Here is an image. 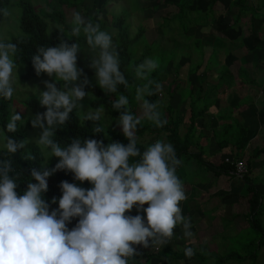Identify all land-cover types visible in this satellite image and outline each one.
<instances>
[{"label":"clouds","instance_id":"9594fccd","mask_svg":"<svg viewBox=\"0 0 264 264\" xmlns=\"http://www.w3.org/2000/svg\"><path fill=\"white\" fill-rule=\"evenodd\" d=\"M11 15L8 8H0L3 18ZM70 23L71 37L83 33L87 50L76 40L69 43L71 38L63 28L54 25L61 33L60 42L56 46L38 45L30 58L37 76L46 74L53 78L43 81L44 90L24 84L28 95L36 96L46 109L30 117L31 126L41 129L40 134L31 141L7 135L16 133L24 124L20 122L29 119L14 108L0 137L3 149L9 154V158L0 159V264H129L130 259L139 255L137 246L158 249L172 240L177 226L182 227L184 237L193 236L190 218L183 215L180 207L187 197L176 172L181 161L174 146L157 139L143 151L137 147L136 131L143 119L156 127L167 124L159 110V101L144 98L162 89L150 78V73L159 67L158 61L146 57L135 66V81H146L136 86L141 115H135L129 108L128 97L119 91L120 86L127 89L129 82L120 67L114 31L101 29L98 22L76 10L71 12ZM52 28L49 25L48 33ZM65 35L68 40L63 38ZM24 42L21 34L15 41L0 37V98L5 100L13 99L20 82L18 69L22 57L18 53ZM81 51L90 56L88 67L94 71L97 85L105 95L114 94L111 107L119 112L116 123L127 144H105L95 138L80 137L62 143L54 138L73 112L78 119L82 115L83 124L89 120L95 122L93 132H103L100 121L105 120V108L89 104L87 111L83 110L84 98L93 100L94 95L85 91L90 81L78 66ZM30 142L40 150L42 170H30L26 190L19 195L16 189L23 173L13 166L10 157ZM50 157L58 158V162L49 169L45 165ZM133 157L139 159L133 161ZM25 158L36 157L28 151ZM58 170L71 172L75 180L87 181L92 187L62 181L58 208L50 210L44 194L48 191V178ZM52 203H57V199L53 198ZM134 207L146 216L129 214ZM76 217L78 222L69 229L68 224ZM184 251L189 259L194 255L192 247Z\"/></svg>","mask_w":264,"mask_h":264},{"label":"trees","instance_id":"16d2710c","mask_svg":"<svg viewBox=\"0 0 264 264\" xmlns=\"http://www.w3.org/2000/svg\"><path fill=\"white\" fill-rule=\"evenodd\" d=\"M9 1L10 0H0V8H5ZM84 1L85 0H56L58 4L48 1L46 7H42L41 10L36 11L30 0H16L15 5L20 10L19 27L21 35L24 36L26 41L21 44V50L18 53V56L22 57V63L27 66V70L21 75L20 80L21 82H26L32 77H37L30 58L38 45L56 46L60 42L61 33L55 28V26L52 28L51 32L48 33L47 29L49 28V21L54 23V25H59L63 28L64 33L71 38V40H68L66 35L63 37L68 40L69 43L75 42L76 40L82 49L87 48L86 38L83 33H81L79 37H71L72 27L68 24L65 12L62 9L63 5H67L70 8L79 6L86 12L87 18L91 19L94 23L98 22L100 24L101 29L114 31L115 34L113 36V40L117 44L120 52V67L129 82V87L127 89L120 86L119 91L123 92V94L128 97L130 110L135 115H141L137 111V105L139 102L136 99V86L140 83H146V81H135L133 76L135 66L139 65L146 57L156 59L159 63V67L150 73V78L157 83H160V75L166 65L163 64L162 59H157L154 56V50L152 51L151 47L147 46V42H145L146 45H144L143 48L139 44L142 38L146 36L148 28L151 26V22L144 18L143 25L140 24L134 35H130L128 23V18L130 17L129 11L125 10L117 14H112L110 22H108V20L104 19L102 15L105 11L107 0H102L99 5V0H92V4L89 8L84 5ZM163 6L166 8L167 6H173L175 8V12H171L169 16L165 15L161 23H159L160 27L162 28L165 23H168L174 18L177 20V26H179L186 38H193V34L190 33L191 35H188V32L193 26L189 25L192 19L198 16H202V18H204L202 22L203 25L198 27L199 35L194 37L192 41L193 48L197 51L201 50L203 46L200 34H205L210 30V26L216 18L214 13L217 8L226 9V12L222 16V21L227 16V13H231L233 17L231 18L228 27L218 24V31L226 34L234 32L241 23L240 21L245 17H248L250 18V31L247 35L251 36V32L253 30L251 26V18L253 19L259 15L258 10L250 5L248 0H163L161 4L158 5L153 3L148 8L155 11ZM145 8H147L146 5ZM93 9L95 11L91 12ZM2 20L3 17L0 16V23ZM172 28L173 25L171 26L169 32H171ZM215 39H219V41L221 40L219 44H217V42L214 43L215 45H224L223 43L226 41L222 37H215ZM11 40H17V36L11 37ZM258 42L264 45V39L261 38ZM241 45L246 46L248 51H250L247 44L241 43ZM140 47L141 50L139 52ZM212 47L213 49L211 50V53L217 56L219 48H216L215 46ZM175 51H172L174 53L173 57L175 56ZM165 52L168 51L165 50ZM89 60L90 58L88 57L78 56V66L83 69L88 78L95 76L94 71L88 67ZM17 62L19 63L20 61L18 60ZM200 64L197 63L194 66V70L199 69ZM215 64H218V61H216ZM208 65V63L205 65V71ZM220 67L221 71L218 74L216 85L212 87L211 91L219 90V92H223L226 88L227 82L232 78V73L226 65L221 64ZM205 71H203L199 77L200 83L198 84L197 90H195L194 87H190V83L186 87L180 88V92L178 94L179 101L182 102L185 100L186 103V107L183 110H177L178 106L176 109L170 102L174 90L179 88V83L172 80L168 84L167 95L169 100H167L165 106H162L159 102V110L162 113V118L167 119V124L164 127H156L151 121L143 119L141 124L138 125L136 131V135L138 137L137 147L142 151L147 147L146 144H142L139 141V138L144 134H149L154 137L164 135L166 141L174 146L176 156L181 161L180 165L176 169V172L183 182L185 190H188V187H190L191 184L187 180H184L181 171H184L183 167H191L192 163L195 164L197 172H202V174L204 173L205 175L206 173H211L216 176L227 175L230 178L236 176L232 173L234 170L232 163L222 160L218 164H214L204 158V154L206 152L205 150L207 149L202 146L204 141H209L212 136L213 143L217 150L222 151L229 148L230 151L234 152L232 160L235 161L241 159V156L236 153H239L244 149L246 139L248 138L250 132V127L248 125L236 119V115L240 112L237 110H239L241 106L246 105L247 109L253 108L252 104L254 103V99L250 95H244L240 97L233 106L226 105L224 106V110L219 109L215 112L216 124L210 128V132H207L208 130L204 127L199 128L197 126V120L204 118L208 112L211 111L210 109L212 105L218 102L216 98L209 95L210 91L204 89V80L208 77L206 73L208 70L206 72ZM237 78L241 80L242 83L248 85L250 84L252 86L258 83L256 78L250 75V72L245 64L239 66L237 70ZM59 83L63 82L59 81ZM152 87L154 88L155 85H152ZM85 91H91L94 95L93 100H89L88 106L91 104L92 107L99 106L101 108H105L110 118H114L119 114V112L111 107L114 94L105 95L104 91L94 82H90V86L86 87ZM144 98L151 101H159L158 93L153 96H145ZM22 102L34 115L38 112H44L46 110L44 107H41L36 96H26L22 99ZM11 105L12 100L9 101L0 98V127L3 130V133L4 125L9 119ZM260 110L264 112V104ZM70 117L71 118L66 125H62L60 126L61 128L57 129L56 136L54 137L62 143H71V140L75 137H80L82 139L95 138L97 140H102L105 144L110 142L128 143L127 138L121 131L106 128L100 123L103 132L95 133L92 130L96 126L95 122L89 120L85 121L83 124L82 115H80L78 119L75 112L70 114ZM31 127V123L26 122L24 125L19 126L16 133H8L7 135L14 137L17 140L27 138V131L31 129ZM28 151L33 153L36 157L34 160L25 158ZM39 151V148H36L35 144L32 143V146L25 152L23 149H20L10 157L13 162V166L23 173V176L20 177V181L18 182V188L16 189L19 195H22L23 191L26 190L28 179H30V170L32 168L42 170L41 164L43 158L39 155ZM260 155H264V145L262 147L256 146L252 149L251 155L247 159V172L242 174L240 177V179L245 182V188L248 193L247 212L244 214L248 223L247 227L251 228L258 235H260L256 236L258 237V242L254 244V248L250 250L249 248L253 242H249L244 245L243 250L245 253L229 251L224 256L216 257L215 262L217 264H223L229 260L241 262L251 260V262L255 264L258 257L259 247L264 244V227L260 223V218L263 215L262 210L264 209V192L262 193L254 186V178L256 179V177L252 175V173H254L252 167L254 158H258ZM3 158H9V154L6 150L0 148V159ZM131 159L135 161L138 160L139 157H133ZM57 162L58 158L53 157L48 168L50 169L54 167ZM197 180L204 181V175L202 178H199L197 175L196 181ZM62 181H68L70 183L79 182L81 187L91 188V184L89 182H80L75 180L74 175L71 172L58 170L48 178V191L44 194V199L50 204V210L58 208V199L62 195L60 189ZM33 182L35 181L33 180ZM53 198L57 199V203H52ZM144 207H147V204H145ZM196 207L198 209L199 206L197 205ZM129 214H140L146 216L142 210L138 212L135 207ZM236 215L237 214H233L231 220L234 219V216L236 217ZM78 219V217L72 219V221L68 224L69 229L76 225ZM223 221L228 223L225 219H223ZM137 252L139 255L130 259L129 264H142L139 260H143V264H148L150 259H171L175 261H182L185 257V251H176L168 246H163L158 249H156V247L155 249L154 247L152 249H142L137 250ZM192 257L198 260L197 264H203V261L205 260L204 255H201V253L195 250Z\"/></svg>","mask_w":264,"mask_h":264},{"label":"rangeland","instance_id":"374dc122","mask_svg":"<svg viewBox=\"0 0 264 264\" xmlns=\"http://www.w3.org/2000/svg\"><path fill=\"white\" fill-rule=\"evenodd\" d=\"M36 11L46 7L47 2H56V0H30ZM102 0H99L98 5ZM249 3L258 10V17L251 18L252 32L251 36L247 34L250 31V18L245 17L242 19L238 28L231 33H222L218 31V24L221 26L228 27L232 17L231 13H227L225 19L222 21V17L219 20L212 22L210 30L205 34H200L202 37L203 46L202 49L197 51L193 48V38L199 35V28L203 25L202 16H198L192 19L189 25H193L188 35L193 34V38H186L182 30L177 26V20H173L165 23L161 28L159 23H161L165 15H170L171 12H175L173 6L160 7L157 10H152L150 7L154 4H161L163 0H107L105 11L102 13L103 18L110 22L111 15L117 14L122 11H129L130 17L128 18L129 23V32L130 35H134L137 30V27L142 24L143 19L146 18L151 22V26L148 28L146 36L142 38L139 42L143 48L145 42L148 43L147 46L151 47V50H154V56L157 59H162L163 64H166L162 74L160 75L161 82L159 83L162 86L160 92H158L159 102L162 106H165L169 97L167 95L168 84L175 80L179 83V88L174 90L173 95L171 96L170 102L173 104L174 108L177 106V110H183L186 107L185 100L180 102L178 94L180 88L186 87L189 83L190 87H194L195 90L198 88L200 83L199 77L205 71V65L208 63L206 68L207 79L204 80V89L210 91V96L216 98L217 103L213 104L211 111L201 119L197 120V126L204 127L210 132V128L216 124L215 112L219 109L224 110V106H233L236 103V100L244 95H250L254 98V103L252 109H247L242 111L237 110L239 114L236 115V119L250 127V132L248 138L246 139V145L244 149L236 153L241 156V159L247 165V159L251 155L252 149L256 146L262 147L264 145V112L261 111V107L264 104V45L259 43V39H264V0H248ZM16 0H10L9 3L5 6L8 8L12 15L8 19L3 18L0 23V37H5L11 39L13 36L21 34L19 27V15L20 10L15 5ZM92 0H85L84 5L91 6ZM145 5L147 8H145ZM144 8V9H143ZM63 11L65 12L66 20L68 24L72 27L70 23L71 12L73 10L81 12L82 15L87 17L86 12L82 7H73L70 8L67 5L62 6ZM226 10V9H225ZM95 10H91L94 12ZM226 12V11H225ZM216 14L220 16V10L216 9ZM245 15V14H243ZM218 19V18H217ZM168 20V19H167ZM223 22V23H221ZM49 25L54 23L49 21ZM173 28L171 29V26ZM203 32V31H202ZM191 33V34H190ZM215 37H222L226 41L224 45H215L217 42L219 44V39ZM241 43L247 44L249 47L242 46ZM145 46V47H147ZM212 46L219 48L217 56L211 53L213 49ZM139 49V52L141 50ZM87 50V48H85ZM143 50V49H142ZM168 51V52H165ZM176 50V51H175ZM175 51V56L173 57ZM78 56H84L90 58L89 54L81 51L78 53ZM153 56V55H152ZM169 59V60H168ZM218 61V64L215 62ZM197 63L199 69L194 70V66ZM226 65L232 73L231 80L227 82L226 88L223 92L219 90L211 91L212 87L216 85L217 77L221 71L220 65ZM245 64L248 68L250 75L255 77L258 83L254 86L244 84L237 78V70L240 65ZM224 68V67H222ZM27 70V66L22 63V66L18 69L19 79L21 75ZM194 70V71H193ZM193 71V72H192ZM53 78L48 77L47 75L41 74L37 77H32L26 82L18 81L17 91L15 92L10 115L14 108L17 112H20L22 117H28L25 121L20 123L30 122V117L34 116L31 111L23 104L22 99L26 96H34L31 93L28 95L27 87L24 84H27L32 87H39L41 90H44L43 81L52 80ZM90 82L96 83L95 76L88 78ZM62 84V83H61ZM97 84V83H96ZM89 97H85L82 101L83 110L87 111ZM21 108H23L21 110ZM240 108H243L242 106ZM175 110V109H174ZM137 111L141 114L140 102L137 105ZM186 115V114H185ZM119 114L110 118L105 109V120H101L100 123L106 127L115 131H121V128L116 123ZM23 124V125H24ZM22 126V125H20ZM41 129L33 128L27 131V138L31 141V138L39 135ZM3 130L0 127V137L3 136ZM157 139L166 141L164 135L159 137H154L149 134H144L139 138V141L142 144L149 145L155 142ZM32 143H28L23 151L25 152L28 148L32 146ZM203 147H206L204 158L212 161L214 164H218L220 161L225 158H233L234 152L230 151L229 148L218 151L216 146L213 143V138L211 136L210 140H206L202 143ZM0 148H3L2 143H0ZM53 157L48 159L45 167H49L50 162ZM211 159V160H210ZM195 164L192 163L191 167H183L184 171L182 172L184 180L194 181L195 176L193 175L195 170ZM253 172L252 175L254 178V186L264 192V155L254 158L253 161ZM204 175L205 180L203 183H196L195 188L192 189L191 186L188 187L186 192V199L181 202L180 207L182 213L185 217L190 218L191 227L190 231L193 233L191 238H186L183 235V229L181 226H177L175 229V234L172 240L165 244L176 251H184L186 247H192L195 251L204 255L205 260L203 264H217L215 262L216 257H221L227 254L229 251H238L245 253L243 246L249 242H253L250 246V249L254 248V244L258 242V235L251 228H248L247 220L244 214L247 212V197L248 193L245 188V182L242 179L230 178L228 176L220 175L216 176L211 173L201 174V178ZM199 177V175H198ZM199 177V178H200ZM198 181V180H197ZM200 181V180H199ZM205 182V183H204ZM78 186L81 187L79 182H76ZM92 187V185H91ZM190 189V190H189ZM203 206L204 210L208 213L202 215L197 219V214L194 215L195 219L191 218L190 212L193 211V207L196 205ZM264 207V204H263ZM263 215L260 218V223L264 227V209L262 210ZM233 214H237L234 219L231 220ZM201 215V214H200ZM225 219L228 223L224 222ZM193 220V221H191ZM237 234V235H236ZM163 247V246H162ZM153 247L144 248L143 246H137V250L142 249H152ZM161 248V247H159ZM155 249V247H154ZM188 260V261H187ZM143 264V260H139ZM198 260L196 258L184 257L182 261L175 260H165V259H150L148 264H197ZM223 264H253L251 260L246 261H235L229 260ZM255 264H264V244L259 247L258 257Z\"/></svg>","mask_w":264,"mask_h":264},{"label":"crops","instance_id":"0c3cea01","mask_svg":"<svg viewBox=\"0 0 264 264\" xmlns=\"http://www.w3.org/2000/svg\"><path fill=\"white\" fill-rule=\"evenodd\" d=\"M220 2V1H219ZM248 3H249V1H248ZM218 4H220V3H218ZM250 4V3H249ZM251 5V4H250ZM220 10V16H218V14H216V11H215V13H214V15H215V19L216 20H219L220 19V17H222L223 16V14L225 13V9H219ZM218 18V19H217ZM215 19L213 20V22L215 21ZM211 26H212V24H211ZM254 99V98H253ZM239 100V98L236 100V102ZM243 108H239V110H241V112L242 111H244V110H246V108H247V106L246 105H243L242 106ZM211 160V159H210ZM240 160H242V159H240ZM212 162V161H211ZM195 170H196V167H195ZM201 174H202V172H194V176H195V182L193 181H188V182H190V184H191V188L192 189H194L195 188V185H196V183H203V181H196V176L197 175H199V177L201 176ZM225 176V175H224ZM227 176V175H226ZM205 178V177H204ZM232 178H237L238 180L240 179V177H238L237 175L235 176V177H232ZM205 183V182H204ZM190 190V189H189ZM260 191V190H259ZM197 204H199V203H196V205L193 207L194 209H193V211L192 212H190V217L191 218H193V220L195 219V217H194V215H196L197 214V219H199L200 217H202V215H205V214H207L208 212L207 211H205L204 210V207L203 206H199L198 207V209H197ZM200 205V204H199ZM201 214V215H200ZM184 215V214H183ZM185 216V215H184ZM203 218V217H202ZM193 220H191V221H193Z\"/></svg>","mask_w":264,"mask_h":264},{"label":"built area","instance_id":"2783aa9c","mask_svg":"<svg viewBox=\"0 0 264 264\" xmlns=\"http://www.w3.org/2000/svg\"><path fill=\"white\" fill-rule=\"evenodd\" d=\"M226 162H230L234 166L233 174L237 176H242V174L247 172V166L243 160H232L231 158H225Z\"/></svg>","mask_w":264,"mask_h":264}]
</instances>
